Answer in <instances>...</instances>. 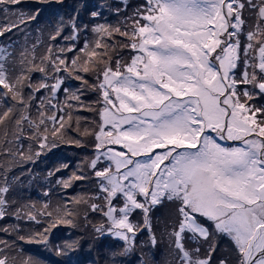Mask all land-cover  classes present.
<instances>
[{
  "label": "snow or ice",
  "instance_id": "6c2138e0",
  "mask_svg": "<svg viewBox=\"0 0 264 264\" xmlns=\"http://www.w3.org/2000/svg\"><path fill=\"white\" fill-rule=\"evenodd\" d=\"M25 3L0 0V37L40 15L39 7L22 10ZM129 7L126 0L73 7L51 26L39 57L36 44L0 45V220L17 221L0 226L11 239H0V264H18L9 255L17 242L48 246L57 226L77 227L82 206L92 239L110 238V264H123L141 233L159 245L151 213L165 202L175 207L164 264H213L214 235L229 238L235 252L219 264H264V105L253 103L264 96V0H143L131 14ZM105 11L123 19L108 23ZM89 89L99 97L93 103L84 99ZM80 112H94L95 126L81 127L89 121L73 115ZM89 138L93 155L77 171L59 177L70 167L63 163L47 176L63 189L94 183V194L54 208L11 197L23 176L12 175L17 168L61 143L84 148ZM89 213L100 220L92 224ZM29 222L45 226L20 234ZM188 240L208 247L202 254ZM79 249L76 239L54 251L72 264Z\"/></svg>",
  "mask_w": 264,
  "mask_h": 264
},
{
  "label": "trees",
  "instance_id": "16d2710c",
  "mask_svg": "<svg viewBox=\"0 0 264 264\" xmlns=\"http://www.w3.org/2000/svg\"><path fill=\"white\" fill-rule=\"evenodd\" d=\"M102 0H70L68 4H65L64 7L69 8L68 15L72 12L73 7L88 3L89 5L92 4H99ZM117 0H111L107 2L110 5H115ZM143 2V0H126V3L130 6L128 8L129 14L139 5ZM22 10H24V7H31L29 11L34 10L36 7H39L41 9L40 15L36 18V20L32 21L30 24L22 26L21 31L14 30L12 33H7L5 36L0 37V45L7 46L10 43L14 44V47L17 49V51L20 50L21 46L25 45L27 43L28 46H31L33 44H36V52L35 55L39 57L45 50V47L48 43V36L47 41H44V32L45 28L44 26H40V18L42 15H45V19L47 21V17H50L53 15H56L59 17H64L67 19L68 15L63 12V7L57 3H55V0H52L47 5H36L33 1H26L24 5L21 6ZM26 11V10H25ZM104 17L107 21L114 19L115 17L118 20V23L123 19V16H115L112 15L110 12L105 11ZM55 18V21L58 19ZM82 18L83 22L88 23V15L87 11L82 12ZM3 14L0 12V23H3ZM103 21V20H102ZM33 25H36L37 28L42 32L36 34L34 31H32ZM45 25H48V21ZM122 51L119 53L121 54ZM126 58L124 60H127L130 56V52L126 51L124 52ZM88 80L89 84H92L95 82V78L88 74L85 77ZM33 82L40 79V74L36 73L32 76ZM70 82H73L70 84ZM80 82H76L75 80H70L67 82V86L75 90V84H79ZM80 87V84L78 85ZM61 99H63V96H61ZM84 99L86 103H93L95 99H99L98 94L89 89L84 93ZM258 100V99H257ZM89 112H80L83 117H86L89 121V123L94 121ZM94 113V112H93ZM92 113V115H93ZM94 119L96 120V115L94 116ZM89 123L87 125L82 124L81 127H88ZM69 137H74L75 132L73 130H69L67 133ZM91 139V138H89ZM87 142V141H86ZM85 142V143H86ZM61 146L57 149H52L50 152H48L45 155H42L35 163L28 164L24 166L23 168H17L12 175H21V172H23V176L21 178V181L18 186L15 187V189L10 193L11 197L14 200H17L21 203L25 202H33L37 207H39L41 204H43L45 201H49L51 206L54 208L55 206L64 203L67 199L79 196V195H92L94 194L95 187L94 183H82V182H76L72 185L69 189H63L59 185L55 183V180L57 177H48L47 174L50 170H53L60 166L63 163H68L70 167L63 172L58 173L57 175L59 177L67 178L72 174V172L77 171V161H71V162H65L61 159L62 155L66 153L70 157H76L79 156V153H77L78 150H81L82 152H89L90 147L87 145L84 148H78L73 147L72 145L68 144H60ZM51 189L50 196H44L43 193ZM167 202H165L166 204ZM168 204V203H167ZM163 206V205H162ZM156 208L155 210H157ZM154 210V211H155ZM85 212V208L82 206L80 207V213L81 217L77 221V227H69V226H57L55 229L52 230L50 235V244L48 246L42 245V244H29L24 242H17L15 249L9 252V255L15 256L17 258L18 264H21L22 261L27 260L28 258H31V260L34 262V264H62V262L66 259L65 257H60L55 254V247L57 244H60L64 241H72L79 239L80 240V249L75 254L72 255V264H97L95 261V258L100 257L105 259V264H110L109 257H102L100 256L99 252L102 248H104V245L109 246L108 250H111V247L113 245V241L110 238H101L99 240L92 239L93 233L91 226H85L86 222L83 219V214ZM137 214L140 216L141 213L137 212L134 216V219L137 221ZM88 220L95 224L100 220V217L95 214H88ZM153 220H151L152 222ZM17 223L16 220L12 218H5L3 220H0V226L5 225H12ZM153 224V222H152ZM22 228L25 229V232H22L20 234H25L27 232H34V231H40L45 226V222H41L39 224L37 223H22L20 225ZM155 231V234L157 235V231L153 228ZM0 239L3 240H9L11 243V239L9 236L4 235L3 233H0ZM148 240V234L147 232L141 233L137 239V243L139 241H143L142 247L144 249H150L151 247L148 246V244H145ZM107 248V247H105ZM136 246L134 251L129 254L128 257L125 258L123 264H128V261L134 262V264H141V256L142 254L149 255H155L151 249L152 252H145L144 249ZM160 250V248H159ZM107 258V260H106ZM143 261L144 257L142 256ZM146 264V262H145Z\"/></svg>",
  "mask_w": 264,
  "mask_h": 264
},
{
  "label": "rangeland",
  "instance_id": "374dc122",
  "mask_svg": "<svg viewBox=\"0 0 264 264\" xmlns=\"http://www.w3.org/2000/svg\"><path fill=\"white\" fill-rule=\"evenodd\" d=\"M26 1H31V2L33 1L34 2V0H26ZM69 1L70 0H64L63 5L62 6L60 5L61 8L63 7L62 8L63 12H65L67 15L69 13V8H68V6L67 7H64V6H65V4H68ZM109 1H111V0H102L99 3H107ZM29 9H31V7H24V10H26V11H29ZM44 17H45V15L41 16L39 24H40V26H42V27L44 26V28H45V32H44L43 36H44V41H47V36H48L49 31L51 30V26L56 22L55 18L56 17L58 18V16L54 15V13H53L51 18L47 17L48 25H45L47 21ZM101 22H104V21H101ZM107 22L111 23V24H117L118 20L115 17L114 19L109 20ZM32 31H34L36 34L42 33L37 28L36 25H33ZM124 52L125 51H122V53L119 54L120 56L123 57V59L126 58V56L124 55L125 54ZM16 72L17 73L19 72L18 67H16ZM76 82H79V81H76ZM72 83L73 82H70V84H72ZM79 84H75V85H73V87L75 86V89H77V88H79L78 87ZM257 99H255L253 101L254 104H256L257 106L264 105V96H261ZM95 101H97V99H95L94 102ZM92 113L93 112H89L88 114H90V116L92 117V119L94 121L93 122L91 121L89 123L88 127H94L95 126V122H96V120L94 119L95 113H93V115H92ZM73 115L74 116L79 115V116L83 117V115H81L80 113H78V114L73 113ZM86 144L90 147L89 152L88 151L82 152L81 150H78L77 153H79V156H76V157H74V156L70 157L69 155L64 153L62 155L61 159L65 162H71L74 160V161H77L78 165H80L84 160L88 159L89 157H91L93 155V148H92L91 139H88ZM60 146L61 145H59L58 147H56L54 149H57ZM72 146L75 147L74 145H72ZM174 207H175L174 204H171V203L167 204L166 203L163 206L158 207L157 210H155L151 213V220H153L152 221L153 222V228L157 231L156 233H157L158 239H160V243L155 249L152 250L154 252L152 254H155V255H149V253L142 254L146 264H164L165 259H169V260L172 259V257L169 255L170 249L168 247L167 240L164 237L166 235V233H165L166 225L173 219ZM141 219H142V214H140V216H138V214H137V221H140ZM207 226L209 227V230L212 231V226H211L210 222L207 223ZM142 242L143 241H139V243H137L138 247L143 248ZM212 242L215 245V253L213 254V264H219V261L221 259L234 260L235 252H234L233 244L229 238H227L223 235H214ZM145 244H147V242ZM186 246L189 248L200 247L202 254H203V252L207 249L208 244L204 243L202 241L199 243H195L192 240H188ZM105 247H107V248H105ZM108 247L109 246L104 245V248H102L101 251H97V252H99L100 256H102V257H106V256L109 257L108 254H109L110 250H108ZM146 247H148V245ZM159 248H160V250H159ZM151 249L152 248L144 249L143 251L152 252ZM142 256H141V260H143ZM106 260H107V258H106ZM95 261L97 262V264H105L104 258L97 257V258H95ZM128 264H134V262L128 261Z\"/></svg>",
  "mask_w": 264,
  "mask_h": 264
}]
</instances>
